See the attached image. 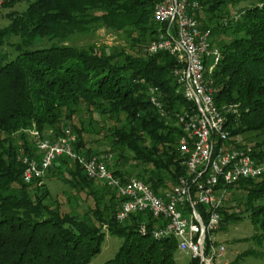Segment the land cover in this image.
I'll return each mask as SVG.
<instances>
[{
  "label": "trees",
  "instance_id": "1",
  "mask_svg": "<svg viewBox=\"0 0 264 264\" xmlns=\"http://www.w3.org/2000/svg\"><path fill=\"white\" fill-rule=\"evenodd\" d=\"M157 1L0 0L8 21L0 28V45L11 49L0 53V264H89L106 235L121 242L103 264H175V240L154 236L158 220L137 212L118 221L122 199L88 177L77 161L60 156L40 178L25 182L22 177V159H40L39 141L67 136L74 138L73 148L81 156L102 160L121 180L143 181L157 195L170 191L184 175L177 114L190 104L173 76L174 58L147 52L159 28L153 17ZM202 1L214 26L197 20L198 27L209 29L214 43L222 42L210 74L214 102L229 138L248 133L263 138L249 145L251 157L262 162L264 0L233 16L223 6L236 0ZM21 4L23 9L16 11ZM141 23L148 24V41L127 30ZM101 28L122 34L129 43L71 42ZM227 143L240 147L232 139ZM52 179L72 190L66 208L50 191ZM219 188L224 195L216 233L248 215L264 236V204L258 203L264 197V176Z\"/></svg>",
  "mask_w": 264,
  "mask_h": 264
},
{
  "label": "built area",
  "instance_id": "2",
  "mask_svg": "<svg viewBox=\"0 0 264 264\" xmlns=\"http://www.w3.org/2000/svg\"><path fill=\"white\" fill-rule=\"evenodd\" d=\"M199 8L195 0H158L153 9L154 20L164 28L149 43L147 52L174 58L173 76L190 104L177 114L182 132L177 150L185 172L170 191L157 195L137 178L121 180L102 160L81 156L73 148L72 136L39 141L40 159L23 158L22 177L25 182L40 178L60 156L77 161L88 177L104 182L122 199L118 221L131 213H148L160 223L154 227V236L173 238L177 251L191 260L230 264L224 244L213 238L221 223L218 208L224 191L219 185L264 176V161L255 162L249 148L228 147L225 119L214 102L212 81L206 77L207 65L213 68L217 64L220 51L211 45L208 32L198 27L195 14Z\"/></svg>",
  "mask_w": 264,
  "mask_h": 264
},
{
  "label": "rangeland",
  "instance_id": "3",
  "mask_svg": "<svg viewBox=\"0 0 264 264\" xmlns=\"http://www.w3.org/2000/svg\"><path fill=\"white\" fill-rule=\"evenodd\" d=\"M197 1V0H195ZM199 5L200 3H203L202 0L197 1ZM258 2V0H236L234 4L223 6L224 10H227L230 15H234L238 9H241L242 7L249 6L251 4H254ZM155 5V4H154ZM24 7V4H21L17 6L15 9L16 11H21ZM207 7V5H206ZM222 7V6H220ZM218 7V8H220ZM154 9V6H153ZM204 6H200L199 10L195 14L196 20L199 21L200 25H206V27H212L214 26L213 22H210L207 20V18L212 17L210 12L206 10ZM7 10H3L0 8V28L5 27L8 23L5 13ZM199 13V15H198ZM214 20L213 18H211ZM154 22H156L154 20ZM224 22V21H223ZM148 24L141 23L138 26H135L133 28H127L129 33L135 34L138 38L149 40L150 36H148V32H146V26ZM159 28L158 32L164 28L163 24L158 23ZM208 32V35L210 36V41L213 42L212 46L219 48L222 42L214 43V40L216 36H211L209 29L204 30ZM221 39H226L222 36ZM73 44L77 46H83L90 43H96V44H106L108 46H117V45H124V42L128 44L127 38L120 34V33H113L110 31H106L105 29H99L96 34H94L91 37H75L71 41ZM44 42H41L43 44ZM128 49V46L126 47ZM11 49L10 46L6 45H0V53H10ZM209 68V69H208ZM207 74L206 77L210 79V74L212 73L213 68H210L209 64L207 65ZM213 87V82L211 83ZM232 140H235L237 143H239L238 148H249L251 147L249 145L253 144L252 142L261 141L263 138H257L254 134L248 133L243 134L239 136H235L232 138H229ZM135 178V177H134ZM49 188L52 193V195H59V198L61 199V202L64 204L63 208H66L65 206V199L68 197H71L72 190L67 187L66 185L60 183L59 181H56L52 179L49 182ZM259 204H264V197H262L259 201ZM213 238L217 241H220L224 244L226 248V256L232 261L237 258L239 263L238 264H264V236L260 235L259 230H257L249 220L248 215H243L239 217L237 222H229L224 226V230H220L218 233H213ZM121 239L117 236L112 235H106L102 244L100 252L91 259L89 264H103L107 260L113 258L115 252L117 251L119 245H120ZM175 264H192L191 258L189 255L185 253H181L179 251L175 254Z\"/></svg>",
  "mask_w": 264,
  "mask_h": 264
}]
</instances>
